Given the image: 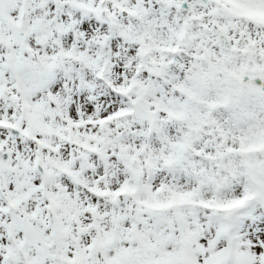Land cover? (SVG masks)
Listing matches in <instances>:
<instances>
[{
  "label": "snow or ice",
  "instance_id": "snow-or-ice-1",
  "mask_svg": "<svg viewBox=\"0 0 264 264\" xmlns=\"http://www.w3.org/2000/svg\"><path fill=\"white\" fill-rule=\"evenodd\" d=\"M0 264H264V0H0Z\"/></svg>",
  "mask_w": 264,
  "mask_h": 264
}]
</instances>
